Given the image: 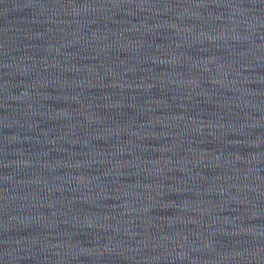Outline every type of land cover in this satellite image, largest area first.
Segmentation results:
<instances>
[{
	"label": "water",
	"instance_id": "obj_1",
	"mask_svg": "<svg viewBox=\"0 0 264 264\" xmlns=\"http://www.w3.org/2000/svg\"><path fill=\"white\" fill-rule=\"evenodd\" d=\"M0 264H237L147 0H0Z\"/></svg>",
	"mask_w": 264,
	"mask_h": 264
}]
</instances>
